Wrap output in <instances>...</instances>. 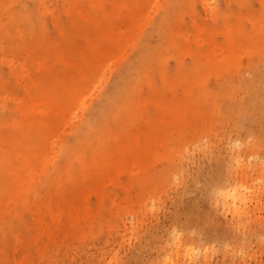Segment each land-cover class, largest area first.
I'll return each mask as SVG.
<instances>
[{
	"label": "bare ground",
	"instance_id": "6f19581e",
	"mask_svg": "<svg viewBox=\"0 0 264 264\" xmlns=\"http://www.w3.org/2000/svg\"><path fill=\"white\" fill-rule=\"evenodd\" d=\"M6 1L0 0L3 13ZM65 1L70 29L62 32L63 40L45 31L42 14L48 10L47 0H37L35 7L11 13L6 21L0 11V61L10 68V79H26L24 93L15 95L4 89L6 75L0 69V87L4 89L0 95L14 100L13 110L21 117L13 122L17 137H3L7 147L0 145V236L13 240L0 250V264H21L15 255L21 248L31 253L32 245L40 254L41 240L64 242L67 235L59 230L61 225L80 227L85 233L95 226L94 221L107 206L113 219L110 226L115 227V218L124 204L132 205L136 200L131 193L133 188L142 186L159 163L169 168L176 156L183 158L196 150L204 156L226 158L227 177L216 189L214 200L232 212L234 226H250L251 203H260V196H264V16L254 19L238 15L230 23L235 16L232 15L224 20L226 45L204 52L201 43L196 42V49H184L192 54L191 65L178 61L176 72L171 75L162 37H170L172 45L179 38L185 39L182 43L191 41L187 34L175 32L169 22L171 14L175 16L184 7L180 9L179 5L186 1ZM261 7L264 15V1ZM153 11L160 16L149 24ZM19 20L25 21L24 29L19 27ZM116 20L123 22L125 28L114 27ZM53 22L56 27L59 25L56 19ZM146 25L158 33L156 42L149 36L145 40L136 37L131 48L137 52L126 58L124 50ZM207 31L211 38L216 28L210 26ZM27 32L36 35L31 34L30 41H22ZM105 39L110 41L109 46H104ZM209 41L214 44L212 39ZM5 47L13 53L12 57L2 54ZM177 47L182 48L179 44ZM19 52H25L26 60H15ZM244 55H251L245 65ZM112 57L121 58L119 64L124 72L108 90H97L96 103L89 104V93L94 94L101 85ZM55 62H60L62 68L57 69ZM213 76L219 80L218 86L212 88L207 82ZM117 112L122 113L120 119L103 129ZM71 122V130H66ZM225 125L230 128L220 134V127ZM188 130L195 139L185 145L180 134ZM94 139H99L98 145L91 147ZM171 142H176L175 148L169 149ZM84 152L86 156L81 157ZM56 158L63 159L60 168L65 169L64 177L54 176L50 182L51 165ZM77 159L81 161L77 165L80 180L67 172ZM180 173L181 170L171 173L170 178L179 180ZM109 187L121 196L106 195ZM42 188L47 189V194L39 206L34 205ZM91 195L97 199L94 209L90 207ZM17 227H21L25 242ZM189 239L192 233L182 236L178 228L169 230L170 252L160 259L161 264H207L213 246H198ZM225 249L232 247L227 245ZM240 254L245 261L248 254ZM112 262L111 258L109 264Z\"/></svg>",
	"mask_w": 264,
	"mask_h": 264
},
{
	"label": "rangeland",
	"instance_id": "374dc122",
	"mask_svg": "<svg viewBox=\"0 0 264 264\" xmlns=\"http://www.w3.org/2000/svg\"><path fill=\"white\" fill-rule=\"evenodd\" d=\"M183 1H186L185 5L181 6L180 4L178 7L181 9L184 6L183 9L180 11L178 9L175 12V16L171 14L169 22L171 21L170 24L175 32L187 34V36H190L191 41L182 43L185 39L179 38L176 44L172 45L170 37L167 35L162 37L163 54L166 55L167 59L166 67L171 75L175 74L178 61L183 62L185 66L191 65L192 54L184 49H187L189 46L191 49H196V42L201 43L204 52H209L213 47L215 49H221L226 45V37L223 31L225 28L224 20L229 19L232 15L235 16L230 18V23L235 22L234 17L238 15L243 18L253 17L254 19L264 16L261 7L264 0ZM37 4V0H7L3 9L4 13L0 10L3 21H6V16L11 13H20L22 10L25 11V8L35 7ZM46 5L49 6L48 10L42 14L46 25L45 31L49 36L63 40L62 32L70 29V16L65 12L68 3L65 0H47ZM154 6L153 8L156 9L157 6ZM153 14L154 16L150 18L152 20L149 24L155 22L154 18L157 19L160 16V14L156 15L155 11H153ZM53 19L57 20L59 24L57 27L54 25ZM19 22V27L24 29L26 27L25 21L19 20ZM210 26L216 28L211 38L207 31V27ZM114 27L117 29L125 28L123 22L118 20L115 21ZM250 27L251 25L249 24V29ZM142 29L135 33V37L130 45L126 51L124 50V56L126 58L130 59L134 57L137 52L131 48V44L136 37H141V39L145 40L149 36L152 42H156L155 38L158 36L156 31L149 30L148 25L143 29V31H146L145 33H143ZM31 34L36 35L34 32H27L22 35L21 40L30 41ZM210 39H212L213 45L208 43ZM103 41L104 46H109L110 41L108 39ZM178 44L183 49L177 47ZM2 54L8 55L9 57L13 56V53L9 51L8 47L2 50ZM18 54L20 56L15 57L16 61L21 62L26 60L25 52H19ZM250 56L244 55L243 65L247 64ZM37 57L42 56L41 54H37ZM109 61L110 66L104 70V78L102 79L101 85L96 89L94 94L89 93V104L92 101L96 103L97 90L104 87L105 89L103 91L105 92L114 83L118 82L119 75L124 72V69L119 64L122 62L121 58L112 57ZM0 64H2L0 65V69H3L6 75L4 89L13 91L15 95L24 93L26 79L19 76L17 80L14 77L10 79V68L1 61ZM55 67L61 69L62 64L55 62ZM247 74L251 75V72L247 71ZM236 75V72H233V76L236 77ZM208 80V86L212 88L218 86L217 80L219 78L217 76L210 77ZM144 85L142 84L141 90L145 93L146 87ZM1 88L3 87H0V92H3L4 89ZM177 92L181 96L182 88L179 87ZM13 108L14 100L12 98H4L0 95L1 147H7L3 137L8 136L9 139H12L13 136L16 135L17 137L18 135L17 130L13 126V122H15L14 119L17 120L21 117L14 112ZM81 112L83 113V111H80V114H82ZM121 115L122 113L119 114L118 112L111 115L110 122L105 123L102 126L103 129H109L114 122L120 119ZM78 118H75V121ZM72 123L67 125L66 130H71ZM229 128V125L220 127V134H222L223 129ZM180 136L183 138L182 142L185 145H190L193 142L191 140L195 139L193 138V132H190V130L180 134ZM98 140L94 139L91 141L90 146L98 145L96 144ZM175 144L176 142H171L167 146L169 149H172L175 148ZM161 149L163 150V146H161ZM194 153L185 154L186 156L183 158L176 156L173 162L171 161L173 165L169 168L159 163L158 168H155L149 179L145 180L146 183L144 181L142 186L133 188L131 193L136 200L132 205L124 204L125 208L123 211L117 217L115 216V223H117L115 227L111 228L110 226V221L113 219H111L112 217L109 211L111 208L107 206L101 212V216L94 221L95 226L85 233L83 232L84 229L80 227L61 225L59 230L67 235L64 242L56 239L41 240L39 243L41 246L39 248L42 249L40 254L36 252V246L32 245L31 247H34V250H31V253L21 248L18 254L15 255V258L21 264H109L111 258L113 260L112 264H161L160 259L166 253L170 252L168 251L167 245L169 230L178 228L182 236L192 233V239L189 240L198 246H213L214 251H212V256L207 264H235L234 262L237 264H264V196H260L263 202L260 199V203L256 201L251 203V217L254 219L252 218L250 226L244 227L245 229L234 226L232 212L223 203L215 201V197H213L216 189L226 180L228 172L226 158L210 155L204 156L205 154L203 152H198L197 150ZM85 156L86 153L84 152L81 157ZM81 157L80 159H82ZM62 162L63 159H53L50 171V182H52L54 176L58 178L64 177L63 173L65 169L60 168ZM79 162L81 161L78 159L74 160L70 164L71 167L67 172L70 177L80 180L81 170L77 168ZM180 170L179 180L173 181V178H170L171 173H176ZM144 188L147 189L143 190ZM46 190L42 188L38 191V197L34 200L35 203L33 202L34 205H40L39 203L45 194H47ZM106 195L111 198L121 196L112 187L107 188ZM89 202L90 207L94 209L95 207L93 206L97 204L96 197L91 195ZM152 204L154 205L151 206ZM253 206H255V214L253 212ZM152 207L153 209H151ZM258 221H261V224ZM51 227L49 226V228ZM256 227H258L257 230ZM104 228L107 229L101 232V229L104 230ZM250 228L251 230L255 229L251 232ZM16 229L17 233L21 234L22 241L25 242L26 237L23 236L21 227H17ZM246 235L249 237L247 238ZM12 242V238L7 235L0 236V250L7 245L10 246ZM227 245L232 247V249L226 250ZM241 251L243 254H248L247 256L245 255V261L240 259Z\"/></svg>",
	"mask_w": 264,
	"mask_h": 264
}]
</instances>
